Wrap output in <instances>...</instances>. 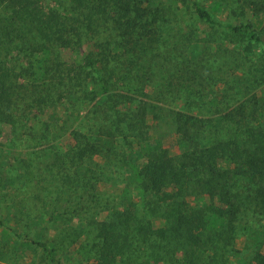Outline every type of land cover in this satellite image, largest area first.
Masks as SVG:
<instances>
[{
  "label": "trees",
  "instance_id": "16d2710c",
  "mask_svg": "<svg viewBox=\"0 0 264 264\" xmlns=\"http://www.w3.org/2000/svg\"><path fill=\"white\" fill-rule=\"evenodd\" d=\"M68 1V6L63 10L36 11L32 0H0L5 12L0 16V114L4 106L10 104L12 108H18L20 102H24L39 112L52 106L62 107L63 112L58 116L64 119V111L69 105L68 97L71 100V94H74L75 100L80 95L84 98L86 79L82 71H86L89 75L94 74L98 86L96 96L102 94L100 99L112 118H102L99 122L94 112L91 115L80 112L71 114L70 120L76 119L71 134L74 143L65 151L61 150L55 139L50 138L46 126L37 119L29 142L35 141L41 146L35 148L31 144V147L24 148L27 150L25 160L34 163L40 161L43 151L52 144L54 150L46 157V169L53 172L52 176H56L63 164H73L78 158L81 159L80 164L87 167L89 158L86 152L116 154V148H112L110 143L100 146L99 141H92L90 134L83 133V125L90 122L97 124L99 131V123L101 127H107L111 120L113 141L130 135L139 147L136 151L140 150V143L148 139L144 129L147 113L155 112L151 110L159 108L161 101L166 102L170 97L167 91H173L179 84H173L172 80L164 85L161 83L155 97L147 96L144 91L145 76L142 74L144 66L137 55L138 45L148 43L154 47H171L170 42L164 41V29L179 26L186 17V13L175 5L163 6L151 0ZM190 7L191 14L208 23L214 22L213 14L203 6L192 1ZM88 23L93 26V46L99 50L96 53L89 50L78 59L75 68L66 67L57 43V30L73 26L85 28ZM166 24L169 25L166 27ZM259 26L258 22L226 25L232 34L244 35L264 44ZM113 37L121 39L119 45L123 50L116 60L111 57L108 47ZM13 49L25 58L18 72L6 67L8 58L4 54ZM18 79L20 83L16 82ZM67 85L76 86L70 91V96L66 94ZM185 102L188 104L189 100ZM190 103L195 102L190 99ZM221 103H226L224 96L215 102L213 112L203 115L183 109L176 111L173 119L181 141L186 144L194 128V136L190 140L196 135L200 145L187 150L179 163L174 162L173 157L164 156L162 149L146 154L145 168L137 171L138 178L145 185L139 188L145 193L139 202L140 205L144 204V213L127 209L118 215L116 224L120 223L119 234L109 231L107 224L100 226L102 241L95 264H112L115 254L123 252L127 244L132 246L136 255L140 252L142 257H139L138 264H147L145 257L149 255L156 264L159 260L165 261L162 246L172 242L181 245L183 261L187 264H220L226 261L223 252L229 248L233 229L240 221L249 224L254 217L264 221V128L255 124L254 115L245 113L244 105L235 110L229 104H224L221 109L218 108ZM51 115L55 119L57 114ZM36 133L39 134L38 141L34 137ZM130 147L126 146V150ZM222 161L224 165L220 164ZM152 162H158V169H153ZM28 166L30 169L31 164ZM97 173L99 175V171ZM24 180L28 186L34 181ZM11 182L16 186L17 182L7 175L0 177L2 201L7 200L6 189L12 185ZM163 188L165 191H161ZM191 189L201 201L195 205L185 200ZM30 195L19 198L24 213L16 209L18 214L32 217L39 208L38 196ZM133 205L138 204L134 202ZM172 206H176L178 212L175 219L170 221V226L154 228L146 210ZM253 231L258 235L262 233L255 229ZM139 239L141 243L138 244ZM35 243L42 247L51 264H60L53 256L49 242ZM208 253L210 259H207ZM261 258V262H264V257Z\"/></svg>",
  "mask_w": 264,
  "mask_h": 264
},
{
  "label": "rangeland",
  "instance_id": "374dc122",
  "mask_svg": "<svg viewBox=\"0 0 264 264\" xmlns=\"http://www.w3.org/2000/svg\"><path fill=\"white\" fill-rule=\"evenodd\" d=\"M151 1L163 6L175 5L186 13V17H183V23L179 26L164 29V41L170 42L171 47H154L148 43L138 45L137 55L144 66L142 74L145 76L144 91L147 96L155 97L161 83L164 85L172 80L173 84H179L173 91H167L170 97L166 102L161 101L159 108L151 110L155 112L147 113L144 129L148 139L140 143L139 151H136L139 147L130 135L113 141L109 120L107 127H101L99 123V131L97 124L92 125L91 122L83 125L82 131L90 134L92 141H99L100 146L110 143L112 148H116V154H106L107 157L100 153L86 152L89 158L87 167L81 165V159L78 158L74 165L65 163L59 167L56 176H52L53 172L46 169L47 154L54 150L52 144L43 151V159L40 161L30 163L25 160L27 150L24 148L31 147V144L35 148L41 146L35 141L29 142L37 119L46 126L50 138L55 139L63 151L71 148L74 143L71 134L76 119L70 120L71 114L80 112L91 115L94 112L99 122L102 118L112 119L100 99L102 94L96 96L98 86L94 74L89 75L86 71H82L86 79L83 87L85 99L81 95L79 99H73L75 95L70 91L76 86L66 87V94L72 96L71 100L68 97L69 105L64 111L67 119L58 116L63 112L62 107L52 106L41 112L24 102H20L18 108H12L10 104L3 107L0 114V177L7 175L17 183L16 186H13V181L12 185L8 184L7 200L0 199V264H51L42 247L35 243L38 241L50 243L52 254L60 264H95L102 241L100 226L107 224L109 231L119 234L120 223L116 224L118 215L127 209L136 210L138 214L144 213V204L140 205L139 202L145 193L139 188L145 185L138 178L137 171L145 168L146 154L162 149L165 151L164 156L173 157L174 162L179 163L187 150L200 145L196 135V139L190 140L194 136V128L190 131L189 141L186 144L181 141L173 119L176 111L183 109L197 115L208 114L216 109L215 102L224 96L226 103L219 104L218 108L222 109L224 104H229L237 110L244 105L245 113L254 115L255 124L264 128V44L244 35L232 34L226 27L228 23L258 22L259 34L264 36V0ZM192 1L209 10L214 22L208 23L191 14ZM68 4V0H32L36 11L63 10ZM2 5L0 16L5 13ZM93 33V26L89 23L85 28L73 26L57 30V43L66 67L75 68L78 59L89 50L94 53L99 50L93 46ZM120 42V38L113 37L108 45L111 57L115 60L123 54ZM7 54H4L8 58L6 67L12 68L14 72L21 70L25 63L22 54L16 49ZM20 81L18 79L16 82ZM190 99L195 103L191 104ZM186 100H189L188 104ZM54 113L57 114L55 119L51 115ZM38 136V133L34 136L36 141ZM126 146L131 147L126 150ZM152 163L153 169H158V162ZM28 164H31L30 169ZM220 164L225 163L222 161ZM24 179H34L31 183L33 188ZM29 194L39 199V208L32 217L16 211H23L19 198ZM185 200L190 205L201 202L193 189L185 196ZM133 201L138 205L134 206ZM146 212L154 228H161L170 226L178 208L160 207ZM249 224L242 220L234 227L233 239H229V248L223 252L226 261L220 264H264L261 262V256L264 257V221L254 217ZM253 229L262 233L258 235ZM162 250L165 261L159 260L156 264H187L183 261L181 245L172 242L162 246ZM115 255L112 264H138L139 257H142L140 252L137 255L133 252L130 244L123 247V252ZM207 255V259H210V253ZM145 262L155 264L150 255L145 257Z\"/></svg>",
  "mask_w": 264,
  "mask_h": 264
}]
</instances>
